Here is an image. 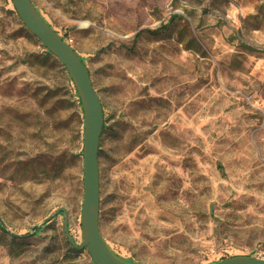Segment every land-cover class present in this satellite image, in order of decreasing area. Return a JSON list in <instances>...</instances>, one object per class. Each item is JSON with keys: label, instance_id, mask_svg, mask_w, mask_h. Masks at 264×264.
I'll list each match as a JSON object with an SVG mask.
<instances>
[{"label": "rangeland", "instance_id": "obj_1", "mask_svg": "<svg viewBox=\"0 0 264 264\" xmlns=\"http://www.w3.org/2000/svg\"><path fill=\"white\" fill-rule=\"evenodd\" d=\"M31 1L102 105L111 250L140 264L264 257V0ZM13 10L0 0V264H84L62 214L33 235L62 207L81 240L83 121Z\"/></svg>", "mask_w": 264, "mask_h": 264}, {"label": "water", "instance_id": "obj_2", "mask_svg": "<svg viewBox=\"0 0 264 264\" xmlns=\"http://www.w3.org/2000/svg\"><path fill=\"white\" fill-rule=\"evenodd\" d=\"M11 3L24 28L39 40L65 68L79 97L82 110L81 240L77 243L69 233L67 212L62 207L51 212L38 227L41 228L55 216L62 214V229L67 242L74 250H85L92 264H140L127 262L117 256L99 229L98 148L103 130L104 114L99 97L93 88L89 70L77 52L46 21L31 0H11ZM207 264H264V257L237 255Z\"/></svg>", "mask_w": 264, "mask_h": 264}, {"label": "trees", "instance_id": "obj_3", "mask_svg": "<svg viewBox=\"0 0 264 264\" xmlns=\"http://www.w3.org/2000/svg\"><path fill=\"white\" fill-rule=\"evenodd\" d=\"M15 15H17L16 14V12H15V10H13L12 11ZM20 30L21 31H23L24 32V35L26 36V37H29V38H33V39H35L36 40V38L34 37V36H32L25 28H24V26L20 23ZM148 32L149 33H153L154 31H149L148 30ZM138 34H136V36H137ZM135 36V37H136ZM63 38V40H65V38L64 37H62ZM39 42V41H38ZM39 44H40V46H41V48L43 49V51H42V56L44 57V58H49L50 57V59L54 62V63H56L60 68H61V70L64 72V74L66 75V77H67V81L69 82V84H70V86H71V90H72V94H71V96L74 98V100H73V103H74V105L76 106V108H77V110H78V115L80 116V118H81V116H82V110H81V105H80V100H79V97H78V95H77V93H76V91H75V89H74V87L72 86V84H71V80H70V78H69V76L67 75V72H66V70H65V68L62 66V64L55 58V57H53L51 54H50V52H48L46 49H45V47L39 42ZM249 49V48H248ZM251 49V48H250ZM80 59H81V61L85 64V61H84V59L83 58H81L80 57ZM105 121H106V119L104 118V124H103V129L106 127V125H105ZM81 122V121H80ZM44 227H45V225L44 226H42L41 228H34V233H33V235H37V234H39L43 229H44ZM0 229L1 230H4V228H3V226H1L0 225ZM64 246H65V248H66V250H67V252L73 257V258H80V255L81 254H84L85 256H86V259H84V264H92V262L90 261V259H89V257H88V254H87V252L85 251V250H74L71 246H70V244L67 242V240H66V238H65V242H64ZM116 254V253H115ZM117 255V254H116ZM117 256H119V255H117ZM120 257V256H119ZM122 258V257H121ZM123 260H125V261H127V262H134V261H132L131 259H124V258H122Z\"/></svg>", "mask_w": 264, "mask_h": 264}]
</instances>
